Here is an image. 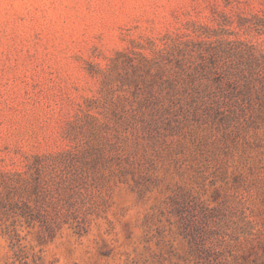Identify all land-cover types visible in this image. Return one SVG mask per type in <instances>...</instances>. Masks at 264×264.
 Returning <instances> with one entry per match:
<instances>
[{
	"label": "rangeland",
	"instance_id": "rangeland-1",
	"mask_svg": "<svg viewBox=\"0 0 264 264\" xmlns=\"http://www.w3.org/2000/svg\"><path fill=\"white\" fill-rule=\"evenodd\" d=\"M0 264H264V0H0Z\"/></svg>",
	"mask_w": 264,
	"mask_h": 264
}]
</instances>
